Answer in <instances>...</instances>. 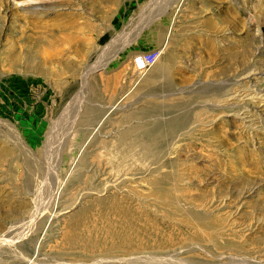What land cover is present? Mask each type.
Segmentation results:
<instances>
[{
	"label": "rangeland",
	"instance_id": "374dc122",
	"mask_svg": "<svg viewBox=\"0 0 264 264\" xmlns=\"http://www.w3.org/2000/svg\"><path fill=\"white\" fill-rule=\"evenodd\" d=\"M0 264H264V0H0Z\"/></svg>",
	"mask_w": 264,
	"mask_h": 264
},
{
	"label": "bare ground",
	"instance_id": "6f19581e",
	"mask_svg": "<svg viewBox=\"0 0 264 264\" xmlns=\"http://www.w3.org/2000/svg\"><path fill=\"white\" fill-rule=\"evenodd\" d=\"M41 7V6H40ZM44 8V7H43ZM33 11L34 10H37V9H39L38 7H32L31 8ZM41 9V8H40ZM45 9V8H44ZM246 96V95H245ZM250 97V96H249ZM256 97V96H255ZM245 98V97H244ZM251 98H254L253 96L251 97ZM242 108V107H241ZM248 112V111H247ZM245 114V113H244ZM240 115V114H239ZM241 117V116H240ZM245 118V117H244ZM117 202V201H116ZM118 205H119V202H118ZM116 207H118V206H116ZM111 208V207H110ZM115 208V207H114ZM111 213H113V212H111ZM117 215V214H116ZM103 216V215H102ZM116 218H117V216H116ZM115 218V219H116ZM103 221V220H102ZM119 222V221H118ZM95 223V222H94ZM104 223V222H103ZM89 224V223H88ZM111 224V223H110ZM107 225V224H106ZM88 226V225H87ZM101 226V225H100ZM124 226V225H123ZM94 226H92V228H85L83 231H84V233H89V232H92L93 230H94V228H93ZM106 227V226H105ZM113 228V227H112ZM122 228V227H121ZM124 228V227H123ZM128 228V227H127ZM100 229V228H99ZM109 229V228H108ZM116 229V228H115ZM118 229V228H117ZM129 229V228H128ZM105 231V230H104ZM104 231H103V233H104ZM108 231V230H107ZM111 231V230H110ZM120 231H122V230H120ZM126 231V230H125ZM131 231V230H130ZM134 231V230H133ZM102 232V231H101ZM106 233V232H105ZM104 233V234H105ZM89 234H91V233H89ZM132 234V233H131ZM130 235V234H129ZM128 235V236H129ZM92 236V235H91ZM96 236V235H95ZM113 236V235H112ZM111 236V237H112ZM116 236V235H115ZM122 236V235H121ZM134 236H135V234H134ZM88 237V236H87ZM117 237V236H116ZM126 237V236H125ZM97 238V237H96ZM109 238H110V234H106V235H104V238H102V244L103 245H107V248H108V250H109V252H112V251H128L129 249H131L133 246H132V244H129L128 243V241L124 238V239H119L115 244H111L110 242H109ZM122 238V237H121ZM127 238V237H126ZM138 238V237H137ZM88 239H90V237L88 238ZM95 239V238H94ZM130 239V238H129ZM134 239V238H133ZM69 240V239H68ZM92 240V239H91ZM91 240H89V241H91ZM115 240V239H114ZM135 240H137V239H135ZM72 241V240H71ZM89 241H88V243L86 244V246H87V248H86V251L87 252H89V253H91L90 251L93 249V247L95 246H93L92 244H90L89 243ZM100 241V242H101ZM139 241V240H138ZM82 242V241H81ZM85 242V241H84ZM131 242V241H130ZM69 243V242H68ZM78 243V242H77ZM86 243V242H85ZM71 244V243H70ZM75 244V243H74ZM82 244V243H81ZM98 245H99V242L97 243ZM139 244V243H138ZM148 244V243H147ZM73 245V244H72ZM72 245H70V246H72ZM142 245V244H141ZM85 246V247H86ZM102 246V245H101ZM137 246V245H136ZM78 247V246H77ZM79 247H81V248H83V246L82 245H80ZM105 247V246H104ZM103 247V248H104ZM143 247V246H142ZM142 247H139V248H137V250H144V248H142ZM72 248H74V246L72 247ZM80 248V249H81ZM95 248V247H94ZM97 248V247H96ZM79 249V248H78ZM84 249V248H83ZM72 250V249H71ZM83 251V250H82ZM98 251V250H97ZM130 251V250H129ZM128 251V252H129ZM100 252V251H99ZM135 252V251H134ZM90 257V256H89Z\"/></svg>",
	"mask_w": 264,
	"mask_h": 264
},
{
	"label": "built area",
	"instance_id": "2783aa9c",
	"mask_svg": "<svg viewBox=\"0 0 264 264\" xmlns=\"http://www.w3.org/2000/svg\"><path fill=\"white\" fill-rule=\"evenodd\" d=\"M160 52L155 51L147 54H138L133 58V69L137 74L144 73L148 68L153 66L159 58Z\"/></svg>",
	"mask_w": 264,
	"mask_h": 264
},
{
	"label": "crops",
	"instance_id": "0c3cea01",
	"mask_svg": "<svg viewBox=\"0 0 264 264\" xmlns=\"http://www.w3.org/2000/svg\"><path fill=\"white\" fill-rule=\"evenodd\" d=\"M165 1H168L169 2V9H171L172 7L176 6V4L178 5L182 0H165ZM158 46L159 45H154V46H151V47L156 48Z\"/></svg>",
	"mask_w": 264,
	"mask_h": 264
}]
</instances>
